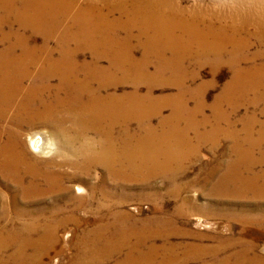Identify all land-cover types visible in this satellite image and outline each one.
<instances>
[{
	"label": "bare ground",
	"instance_id": "6f19581e",
	"mask_svg": "<svg viewBox=\"0 0 264 264\" xmlns=\"http://www.w3.org/2000/svg\"><path fill=\"white\" fill-rule=\"evenodd\" d=\"M209 4L187 9L176 0H0V264H39L54 247L59 226L71 221H117L124 216L120 207L126 199L120 189L125 182L135 175L147 179L157 171L180 168L181 156L193 151L186 130L143 129L137 138L126 132L130 121L146 122L164 106L171 109L172 120L187 116L186 125L198 142L230 137L233 159L212 186V194L264 199V143L252 139L249 126L243 137L221 128V123L229 125V113L219 108L225 103L234 114L263 101L264 90L259 93L258 88L264 85V66H246L264 57L263 52L249 54L252 44L264 46V0ZM229 4L235 7L228 8ZM5 26L28 29L29 34L40 35L41 42L12 30L4 32ZM135 29L142 49L138 60L131 48ZM118 31L125 34L122 40L112 37ZM185 62L197 68L209 66L212 75L220 66L230 70L229 81L213 101V120L193 121L205 105L199 98L211 84L188 87L198 71L186 69ZM153 64L154 71L149 72ZM125 85L130 93L122 91ZM141 85L144 96H138ZM156 85L173 88L177 97L152 100ZM184 96L198 98L193 109L187 108ZM169 120L158 123L166 125ZM244 120L252 122L251 117ZM35 125L52 128V140L62 151L58 156L41 161L28 154L18 130ZM202 127L206 131L200 132ZM261 131L263 138L262 126ZM42 139L33 135L28 140V148L40 156L48 155L53 144ZM256 153L259 158H254ZM256 166L262 169L256 171ZM94 168L100 175L92 182ZM76 183L85 187L84 192ZM177 193L175 188L173 194ZM186 205L189 208V200ZM162 222L134 220L138 224L132 228L139 226L136 233L126 227L132 234L119 228V240L107 243L115 252L122 246L128 249L117 264H158L151 245L146 253L138 252L137 246L154 237L146 233L149 226ZM38 223L43 225L39 231L33 226ZM30 233L36 238H29ZM133 235L135 243L129 242ZM69 236L66 233L63 239ZM89 240H82L84 255L94 252ZM28 249L33 250L31 255ZM7 250L10 253L4 255ZM243 257L241 250L217 263L262 261L253 255L245 261ZM81 260L77 264L102 263Z\"/></svg>",
	"mask_w": 264,
	"mask_h": 264
},
{
	"label": "rangeland",
	"instance_id": "374dc122",
	"mask_svg": "<svg viewBox=\"0 0 264 264\" xmlns=\"http://www.w3.org/2000/svg\"><path fill=\"white\" fill-rule=\"evenodd\" d=\"M176 1L189 9L195 5L200 7L210 6L209 2L211 0ZM234 7V4L228 5V8ZM5 27L4 32L12 30L16 33L24 34L31 42H41V36L38 34H29L30 30L28 29L25 30V32L23 31V33L22 31H18L16 26H12L11 29ZM132 31L131 35L134 36V39L131 40V48L134 47V59L138 60L141 58L142 49L136 41V36L140 33L138 29ZM112 37L117 40H122L125 34L122 31H118L112 35ZM9 41H13V38L9 37ZM58 41H60V39ZM259 52L264 53V46L252 44L249 54ZM258 58L259 59H256V61L246 67L256 65L264 66L263 55L261 58ZM151 66L154 67V64L149 65V72L154 71ZM185 66L189 71H198V78L194 82H188V87L195 89L196 86L198 87L202 84H211L203 90L204 93L199 98L202 104L205 105H203L201 109V115L197 114L194 116L193 121L195 123H200L203 118L213 120V101L217 98L216 96L221 95L224 86L229 81L230 70L225 66H220L217 73L212 75L209 66L197 68L194 67L192 63L187 62H185ZM244 66L245 65H242L243 68H246ZM263 86L264 85L258 88L259 93L263 92ZM122 91L130 93L131 88L125 85ZM145 92V87L141 85L139 87L138 96H144ZM175 94L176 92L173 88H159L156 85L152 90L150 98L155 101L169 98L174 99L177 97ZM182 99H185L187 102L188 109H193L195 102L198 100L196 96H184ZM262 99L263 101H261L260 105L258 104L254 107L250 106V108H241L234 114H230L231 108L229 105L222 103L219 108L220 111L223 109L221 112L226 114L229 113V125L221 123L220 127L226 130L230 129L229 131L236 133L238 137H243L244 129L246 126H249L252 131V139H258V141L264 143V137L262 138L259 136L262 132L261 126L264 127V97H262ZM246 117H251L254 124L252 122L251 124L246 123L247 121L244 120ZM186 118L187 116L183 113L179 121L175 119L172 120L171 109L168 106H164L159 110L157 116H152L146 122L135 123L134 121H130L127 124L126 132L134 136V138H137V135L141 134L143 129H152L156 133H160L162 131V126H165L166 130L173 126L181 130H186L188 139H186V142L193 151L189 152V150H187V153H184L185 156H181L180 168L172 166L170 171H157V173L152 174L147 179H141L133 174L135 175L134 178L125 182L123 188L120 189L126 201L120 207L124 216L119 220L107 222L71 221L59 226L56 229V243L54 247L48 249L43 256H41L39 264H77V261H82L81 259L84 258H88L90 261H99L98 263L102 261L101 264H117L122 261L124 256L128 253V249L122 246L115 252L114 249L110 250L111 246H108L107 243L117 242L119 240V228L122 229V227H125V230H122L121 233H136L138 231L136 229H138L139 226L135 229L132 228L134 224H138L134 223V220L140 221L141 223L143 221H150V219L154 220V218L156 221L163 222L148 227L146 233H151L154 237L148 238L146 241L144 240V245L140 247L137 246V250L138 252L146 253L149 250V245H151L150 249H152L155 258L154 261L158 264H218L217 262H219L221 258L236 253L240 254L241 250H243L244 253L243 261L253 255V257H259L262 260L258 264H264V199H251L247 197L232 198L223 196L222 194H212V186H214L224 173L225 165L233 159V155L229 151L231 150V139L228 136H220L218 137L219 139L217 138L215 141H210L211 143L203 141L198 142L192 130L187 127ZM162 119L167 122L169 119L170 120L166 125L160 126L163 121ZM174 122L176 124H174ZM51 130L52 128L43 125H35L28 128L22 127L18 130L28 154L36 156V158L41 161L51 157L54 158L55 154H57V156L59 155L58 152H60L61 149L56 145L54 138L52 140L50 134ZM199 131L204 132L206 128L202 127ZM33 135L42 137V142L46 143L49 141L53 143V146L50 145V148L47 150L49 157L48 155L40 156V154H35L28 148V140L32 138ZM131 142L135 143L133 140ZM43 147H45V145ZM255 157L259 158V155L257 153L254 154V158ZM261 169V166L255 167L256 171ZM99 175L100 171L98 168H94L89 178L92 182H95L99 178ZM75 185L80 187V191L85 190L84 186L78 183ZM175 188H178V193L174 195L173 190ZM115 192L119 191L115 190ZM187 200L190 201L189 208L186 205ZM33 226L37 231L43 227L40 223L34 224ZM2 227L3 224L1 223L0 232L3 230ZM126 227H131V232H129ZM66 233H69L70 236L63 239ZM36 236L37 234L35 233L29 234V238L31 239L36 238ZM85 238L90 239L89 244L94 250V254L88 255L86 252L84 255L82 251V240ZM101 242L104 243L101 244ZM129 242H136L134 235ZM98 249H107L108 251L102 254L95 251ZM9 253L10 251L7 250L4 255ZM26 253L31 255L33 250L28 249ZM133 254L137 253L133 252ZM235 262V259H230L228 264H235Z\"/></svg>",
	"mask_w": 264,
	"mask_h": 264
}]
</instances>
